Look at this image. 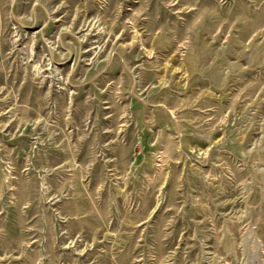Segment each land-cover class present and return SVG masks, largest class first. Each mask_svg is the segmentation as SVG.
Here are the masks:
<instances>
[{"label":"rangeland","instance_id":"obj_1","mask_svg":"<svg viewBox=\"0 0 264 264\" xmlns=\"http://www.w3.org/2000/svg\"><path fill=\"white\" fill-rule=\"evenodd\" d=\"M0 264H264V0H0Z\"/></svg>","mask_w":264,"mask_h":264}]
</instances>
